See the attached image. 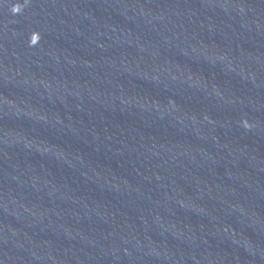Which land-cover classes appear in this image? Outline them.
<instances>
[{
    "label": "water",
    "instance_id": "obj_1",
    "mask_svg": "<svg viewBox=\"0 0 264 264\" xmlns=\"http://www.w3.org/2000/svg\"><path fill=\"white\" fill-rule=\"evenodd\" d=\"M0 264H264V0H0Z\"/></svg>",
    "mask_w": 264,
    "mask_h": 264
}]
</instances>
